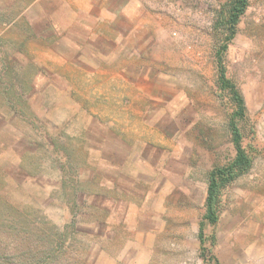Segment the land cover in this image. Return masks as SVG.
I'll list each match as a JSON object with an SVG mask.
<instances>
[{"label":"rangeland","instance_id":"obj_1","mask_svg":"<svg viewBox=\"0 0 264 264\" xmlns=\"http://www.w3.org/2000/svg\"><path fill=\"white\" fill-rule=\"evenodd\" d=\"M226 1L0 0L2 246L25 260L62 229L74 240L39 264H264V0L222 55L251 165L204 218L208 173L235 153Z\"/></svg>","mask_w":264,"mask_h":264},{"label":"trees","instance_id":"obj_2","mask_svg":"<svg viewBox=\"0 0 264 264\" xmlns=\"http://www.w3.org/2000/svg\"><path fill=\"white\" fill-rule=\"evenodd\" d=\"M247 1L248 0H227L224 2L217 13L214 24V29H217L223 35V39L215 51L218 64L217 83L218 88L223 92L225 101L231 107L227 127L235 153L231 161L214 167L208 173L204 199V218L210 224L215 223L218 219L219 209L221 206V192L232 181L244 174L251 165V157L247 150L242 146V127L247 122L245 99L236 84L227 76L226 68L222 63L223 52L227 49L228 42L235 35L236 25L246 9ZM54 233L55 235L52 238H50L51 235L48 236V240L50 239V241L46 244L44 243V246H42L40 250H38V248L31 249L29 255L25 257V260L20 259L19 255L9 252V247H7L8 242L5 243L6 246H2L0 242V263L39 264L40 259H45V255L48 257L54 255L55 249L61 251V242L65 240H74V237L72 235L69 236L65 230L58 229ZM198 238L200 242L204 244V232L202 226L199 227ZM33 247L35 248L36 244H34ZM210 253L211 250L208 247L203 246L201 249L202 257L208 258L210 257Z\"/></svg>","mask_w":264,"mask_h":264}]
</instances>
